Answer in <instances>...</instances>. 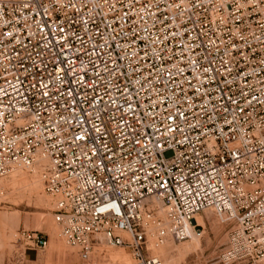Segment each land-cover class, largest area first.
I'll return each mask as SVG.
<instances>
[{
	"label": "built area",
	"instance_id": "obj_1",
	"mask_svg": "<svg viewBox=\"0 0 264 264\" xmlns=\"http://www.w3.org/2000/svg\"><path fill=\"white\" fill-rule=\"evenodd\" d=\"M40 161L88 264L100 237L163 264L151 239L207 210L231 226L213 264H264V0H0V181Z\"/></svg>",
	"mask_w": 264,
	"mask_h": 264
},
{
	"label": "rangeland",
	"instance_id": "obj_2",
	"mask_svg": "<svg viewBox=\"0 0 264 264\" xmlns=\"http://www.w3.org/2000/svg\"><path fill=\"white\" fill-rule=\"evenodd\" d=\"M48 197L37 174L19 171L1 182L0 264H88L81 259L78 249L63 240L61 227L55 222L54 200ZM197 217L203 221L204 232L197 249L190 248L191 242L170 245L159 252L163 264H213L227 242L231 226L211 211ZM22 231L43 234L48 247L38 253L21 254L15 243ZM89 264H135V261L127 249L97 242Z\"/></svg>",
	"mask_w": 264,
	"mask_h": 264
},
{
	"label": "bare ground",
	"instance_id": "obj_3",
	"mask_svg": "<svg viewBox=\"0 0 264 264\" xmlns=\"http://www.w3.org/2000/svg\"><path fill=\"white\" fill-rule=\"evenodd\" d=\"M46 164H47L46 162H44V161H40V163L37 164V165H36L35 167H33V168H29V169H27V168H23V167H16V168H14V169L11 171V173L9 174L8 177H10L11 175H13V174H15V173H17V172H19V171H24V172H27V173H30V174H37V175L39 176V180H40V182H41V184H42V179H41V177H42V172H43L44 167H45ZM8 177H7V178H8ZM7 178H5V179H7ZM5 179L1 180V181H0V184H1V182H3ZM43 193H44V192H43ZM44 194H45V193H44ZM45 195H46V194H45ZM48 198L50 199V197H48ZM51 199H52V198H51ZM51 201H52V200H51ZM53 208H54V204H53ZM210 211L213 212V213L215 214V216H216L219 220H221V219L218 217L217 213H216L214 210H207V211H205V212H210ZM205 212H204V213H205ZM196 219H197V222L199 223V225H200V226H203V221H202V219H201L200 217H196ZM55 222H56V220H55ZM203 235H204V232H202V236H201V237L195 235L191 241H188V242H191V243H192V246H190V248H192V249H197V247H198V243H199L200 239L203 237ZM16 238H17V235L15 236V239H16ZM100 243H101V244L106 243L105 239L102 238V237H100V239H99V241H98V245H99ZM182 244H183V243H182ZM170 245H174V246H176V245H179V244L175 243V242H174L173 240H171V239H168L163 245L157 246V245L155 244L154 238H152V239H151V242H150V251L152 252V254H153L154 256L161 258L162 261H163V257L160 255L159 252H160L161 250H163L164 248L170 246ZM188 247H189V246H188ZM91 261H92V256H91Z\"/></svg>",
	"mask_w": 264,
	"mask_h": 264
}]
</instances>
